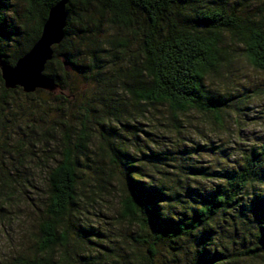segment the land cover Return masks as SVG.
<instances>
[{
    "label": "trees",
    "instance_id": "16d2710c",
    "mask_svg": "<svg viewBox=\"0 0 264 264\" xmlns=\"http://www.w3.org/2000/svg\"><path fill=\"white\" fill-rule=\"evenodd\" d=\"M12 1L0 0L9 66L61 0ZM65 13L44 70L58 97L34 93L74 115L46 104L33 121L22 100L33 93L5 89L0 76V219L27 246L14 264H264V138L226 151L181 126L196 114L225 133L228 111L258 97L224 69L242 60L264 74V0H67ZM106 197L133 230L123 239L131 257L100 230Z\"/></svg>",
    "mask_w": 264,
    "mask_h": 264
},
{
    "label": "rangeland",
    "instance_id": "374dc122",
    "mask_svg": "<svg viewBox=\"0 0 264 264\" xmlns=\"http://www.w3.org/2000/svg\"><path fill=\"white\" fill-rule=\"evenodd\" d=\"M11 3L13 4V6L15 4H18L15 0H13ZM9 16H11L12 19H15L14 15H9ZM224 70L226 74L231 75V77L228 78H229V82L232 83V86L234 88L240 89V87L243 86V83H245L246 87L249 88V91L256 92V94H258V97L252 101H249L250 104L247 106L248 110L246 111H242L239 113L228 111V116H225L224 119L222 120L223 131H225V133L214 130V123H213L214 120L206 119L205 117H201L196 114H191L188 120L182 118L181 126L185 127V124H187L186 126L187 127L191 126L193 130L195 128H198L199 130L202 131L201 132L202 136L208 137L207 139L213 142L216 146L222 143V145L225 146L226 151H238L240 148L241 149L247 148L250 145L254 144L253 142L256 143L264 138V74L257 70H254L249 65H244L242 60L236 61L232 66L225 67ZM35 94L38 93H33V95L31 96L32 98L22 99L25 102V106H26L24 108V111L27 109H29V111L27 110L28 112L32 111L33 121L35 120V122L39 118L37 114H39L40 111H45L44 108H46L45 106L46 104L49 110H51L52 107L56 109L57 108L61 109L59 110L60 113L62 110H64L63 113L65 114V116L68 114L74 115V113H76V109L72 108L69 110V108H67L66 105L60 104V102H62L63 100L55 99V101H52L51 98L46 97L45 95L36 96ZM50 95L57 96L58 93L50 94ZM33 96H35L36 98H33ZM40 98H43V100L46 101L44 105L42 104ZM68 100L69 102L73 101L72 99H68ZM79 105H83V104H81L80 102ZM242 114H245V116H243ZM34 115L35 117H37V119L34 118ZM183 131H184L183 133H185V128ZM93 135L95 137H92L91 145L89 148L91 151H98L97 148L99 147L100 141L97 135L95 134ZM200 139L201 138L198 139L196 137L193 140L198 141ZM237 139H241V140H239L238 142ZM57 144L59 143L57 142ZM55 149H56V144H55ZM202 161H203V165H206L207 163L206 160H202ZM82 163L84 164V162ZM39 185H41L42 187L43 184L40 183ZM104 202L100 206V209L102 210L101 211L102 216L100 217L101 220L100 230L102 229L104 233L106 232L109 233V237L111 239L113 237L114 239L117 238V240L115 241L117 255L131 257L132 252H134V246L128 245L127 242H125V240L123 239L125 238L124 236H126V234H131L134 236L133 230L128 229L126 225H122V223L116 221L119 212L118 209L119 207L117 204L116 197L113 198L106 197L104 199ZM25 211L26 208L24 206H21L19 208V212L17 213L19 215H24L26 213ZM13 221L11 219L9 220L6 217L0 219V264H14L16 257L20 255L22 251H26L27 246L23 244L24 237L26 235L24 236V234L18 231L19 225L13 223ZM102 243L104 246L108 244L106 241ZM99 251H100L99 253H96L94 255L95 256L102 255L101 250ZM167 256L168 255H166L165 257ZM87 261L73 257L72 262L74 264H90ZM110 264H119V263L112 262Z\"/></svg>",
    "mask_w": 264,
    "mask_h": 264
},
{
    "label": "water",
    "instance_id": "95a60500",
    "mask_svg": "<svg viewBox=\"0 0 264 264\" xmlns=\"http://www.w3.org/2000/svg\"><path fill=\"white\" fill-rule=\"evenodd\" d=\"M66 4L67 0H61L49 10L39 39L13 66L7 65L0 54V76L5 89L19 88L24 94L37 90L51 94L57 92L58 86L44 74V70L46 63L52 59L53 47L63 40ZM63 65L67 67L66 62Z\"/></svg>",
    "mask_w": 264,
    "mask_h": 264
}]
</instances>
